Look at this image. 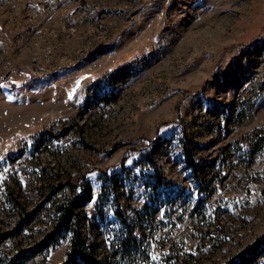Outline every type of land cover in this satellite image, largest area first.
Segmentation results:
<instances>
[{
  "label": "rangeland",
  "instance_id": "obj_1",
  "mask_svg": "<svg viewBox=\"0 0 264 264\" xmlns=\"http://www.w3.org/2000/svg\"><path fill=\"white\" fill-rule=\"evenodd\" d=\"M0 84V264H79L54 227L80 189L99 264L264 234V0H0Z\"/></svg>",
  "mask_w": 264,
  "mask_h": 264
},
{
  "label": "trees",
  "instance_id": "obj_2",
  "mask_svg": "<svg viewBox=\"0 0 264 264\" xmlns=\"http://www.w3.org/2000/svg\"><path fill=\"white\" fill-rule=\"evenodd\" d=\"M156 177L159 183L168 181L161 173H157ZM91 199L92 195L89 190L80 189L79 195L63 201L58 206L57 212L59 217L54 229L62 234H70L71 245L67 254V262L71 261L73 258H78L79 264H99V262L94 261L84 252V248L81 245V232L77 224V215L74 212L76 208L84 206ZM262 243H264V234L259 236L253 243L248 244L243 250L231 256L223 264H248L251 262Z\"/></svg>",
  "mask_w": 264,
  "mask_h": 264
},
{
  "label": "snow or ice",
  "instance_id": "obj_3",
  "mask_svg": "<svg viewBox=\"0 0 264 264\" xmlns=\"http://www.w3.org/2000/svg\"><path fill=\"white\" fill-rule=\"evenodd\" d=\"M81 79H85L84 77H81ZM6 85L5 84H0V88H5ZM80 87V80H77L76 81V88L78 89ZM73 92H75V89H73ZM71 95L69 96V99H71ZM160 131H164V129H161ZM91 175H95V173H92ZM152 259H156L155 256L152 257Z\"/></svg>",
  "mask_w": 264,
  "mask_h": 264
}]
</instances>
